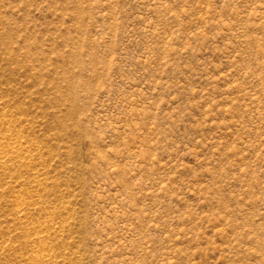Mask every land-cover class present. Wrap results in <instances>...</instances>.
<instances>
[{"label":"rangeland","instance_id":"obj_1","mask_svg":"<svg viewBox=\"0 0 264 264\" xmlns=\"http://www.w3.org/2000/svg\"><path fill=\"white\" fill-rule=\"evenodd\" d=\"M0 157V264H264V0H0Z\"/></svg>","mask_w":264,"mask_h":264},{"label":"bare ground","instance_id":"obj_2","mask_svg":"<svg viewBox=\"0 0 264 264\" xmlns=\"http://www.w3.org/2000/svg\"><path fill=\"white\" fill-rule=\"evenodd\" d=\"M1 158V157H0ZM5 158V157H4Z\"/></svg>","mask_w":264,"mask_h":264}]
</instances>
